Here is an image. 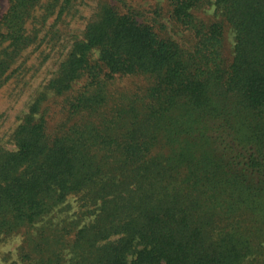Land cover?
Returning a JSON list of instances; mask_svg holds the SVG:
<instances>
[{
  "label": "trees",
  "instance_id": "1",
  "mask_svg": "<svg viewBox=\"0 0 264 264\" xmlns=\"http://www.w3.org/2000/svg\"><path fill=\"white\" fill-rule=\"evenodd\" d=\"M72 1L9 0L0 88ZM171 3L159 26L99 0L0 146V233L27 229L30 264H264V0ZM211 4L222 19L198 14ZM127 76L144 82L117 88ZM50 92L64 96L55 116ZM70 195L92 220L54 219Z\"/></svg>",
  "mask_w": 264,
  "mask_h": 264
},
{
  "label": "rangeland",
  "instance_id": "2",
  "mask_svg": "<svg viewBox=\"0 0 264 264\" xmlns=\"http://www.w3.org/2000/svg\"><path fill=\"white\" fill-rule=\"evenodd\" d=\"M47 2L48 0H43ZM99 0H73L69 9L64 12L62 18L56 20L55 15L50 18L43 27L37 43L23 51L18 61L11 69L8 81L0 88V146L14 147L12 134L19 123L24 111L45 90V86L52 78L67 56L72 41L82 36V32L88 19L94 12ZM130 5L136 7L146 17L157 18L159 26L164 23L171 25L172 3L171 0H127ZM9 7V0H0V22L3 14ZM41 10L37 13L40 14ZM198 14L208 20H220L222 16L216 10V5L205 6ZM54 22V30L51 32L50 25ZM226 57L231 61L234 55L235 32L224 21ZM31 26V24H30ZM98 51L94 52L96 56ZM84 79L78 81L75 88L82 85ZM143 77L131 76L117 81V88L124 86L133 87L137 83H143ZM64 101V96H56L53 92L48 93V98L43 107H51L53 116L57 115ZM60 104V105H59ZM93 206H85L80 196L70 195L65 203L57 207L53 216L55 220L65 218L68 221H80L81 224L92 220L96 213L91 212ZM95 212V211H94ZM245 214L241 218H248ZM35 224L34 227H38ZM31 230V228H29ZM35 229H32V231ZM27 229L24 227L14 234L0 233V264H30L23 259V245ZM33 231V232H34Z\"/></svg>",
  "mask_w": 264,
  "mask_h": 264
}]
</instances>
